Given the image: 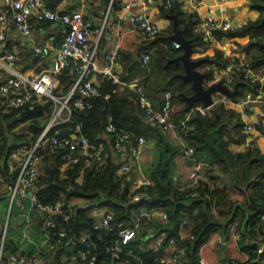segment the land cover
Masks as SVG:
<instances>
[{
    "label": "trees",
    "instance_id": "1",
    "mask_svg": "<svg viewBox=\"0 0 264 264\" xmlns=\"http://www.w3.org/2000/svg\"><path fill=\"white\" fill-rule=\"evenodd\" d=\"M56 0H48L50 6L55 7ZM108 5L110 0H104ZM119 0H114V7H121ZM244 9V6H241ZM249 7L258 11L254 19H249L236 29L228 32L215 31V35L223 42L231 41L233 46H228L230 56L224 55L222 46L218 42L203 40L201 34L194 29L200 20L197 12H185L180 8L179 3L173 4L170 8L161 6V11L167 14H174L177 18V25L185 27L184 35L192 45L190 58L197 59L207 57L197 69L204 73L202 84L208 87L216 81H222L229 88L237 83V91L233 98L237 99L247 91L257 93L260 85L259 80L251 82L244 78V69L233 67L234 80L231 83L226 81L223 74L227 66L236 57L235 61L243 60L247 67L254 72H264V0H249ZM238 17H245V10L237 14ZM256 41H251L252 38ZM169 40L167 36L156 37L152 42L154 50L147 62H143L141 55L148 51L147 47L141 48L137 53L125 50L118 51L117 63L123 69L120 72L122 81L129 83L139 81L143 86L146 95L152 102L154 108L160 107L166 100L167 93L171 94L172 118L175 122L179 135L182 136L194 147L196 155H204L212 162L216 169L207 171V175L214 177L217 171L224 172L230 178V185L236 192L243 196L238 204L231 199L229 192L222 188L209 189L200 185L198 196L186 195L178 190V184L174 179L173 159L178 154L179 148L168 141L165 133L158 124L146 121L143 110L139 103V92L130 84L114 82L105 74L99 73V88L101 94L94 98L91 108H73L72 115L64 126L62 134H70V127L82 126V131L91 141L101 140L102 129H106L111 121L117 128H124L155 140L158 149V158L150 169L151 183L142 186L137 191H132L130 180L127 176H119V159L116 154H110L109 159L100 168L84 167L83 164L65 165L62 153L52 144L47 143L40 150L42 156L40 175L36 192L44 202L54 203L58 200H79L73 212L68 218L64 215L56 216L55 229H67L70 234L79 236L87 233L93 238L97 245L99 263L102 260L111 262L107 248L113 246L119 240L117 232L121 227L130 225L135 218L134 212L140 207L162 208L166 210L168 219L164 221L154 220L150 225L142 224L139 233L133 236L127 243L121 240V259H128L127 264H139L137 255L146 258L145 264L152 263V257L162 254V250L152 251L149 247L152 236L157 231H167V238H179V229L182 221L193 233V238H184L180 244L186 245V254L179 264H198L200 247L215 233L226 235L231 222L238 224L243 222L246 212L247 223L250 230L248 238L243 232L240 245L243 250H248L249 259H254L253 264H264V252L255 253V226L259 220V214L264 210V155L257 147H248L245 150L236 151L231 148V143H241L245 134L241 131L242 120L235 110L225 107L223 104H216L209 112L201 113L196 107L202 105L200 101H194L191 107H187L185 95L192 93L191 83L184 81L178 76L183 72V65L180 60L172 58L181 53V47L172 52L164 50L160 42ZM9 44L6 49H9ZM77 73L72 67H68L60 74V82L55 92L57 94L67 93L73 84ZM110 95L107 97L106 94ZM45 109V117H40ZM52 111V101L46 104L37 102L34 108L26 106L21 122H26L28 130L17 131V126L22 125L19 120L10 123L11 114L3 113L0 110V169L3 174L8 175L9 157L16 151L19 145L24 143L33 144L42 134L47 120ZM189 113L187 119V132L182 133L179 128L180 120ZM34 115L33 118H31ZM159 128H158V127ZM261 131L264 128L258 125ZM162 130V131H160ZM54 130L51 131L52 134ZM49 134V135H50ZM203 157V156H202ZM9 176V175H8ZM201 186H203L201 188ZM246 188V191L242 190ZM135 193H142L146 198L134 199ZM207 193L209 196H207ZM245 194V196H244ZM210 197L220 207H226L229 219L219 220L211 211ZM236 202V203H235ZM106 207L114 212L112 222L113 230H106L97 226L95 211ZM122 223V226H118ZM258 225V224H257ZM259 226V225H258ZM263 229L259 232L261 233ZM103 235L100 239L99 235ZM148 235L149 237H147ZM254 241L250 243L251 238ZM247 240L246 246L242 245ZM5 252H18L10 249L6 241ZM74 253L77 255V264H85L79 254L80 248H89L87 245H75ZM132 248L134 255H128L127 251ZM67 247L55 250L54 255L58 257ZM93 252V250L91 251ZM232 264V262H229Z\"/></svg>",
    "mask_w": 264,
    "mask_h": 264
},
{
    "label": "built area",
    "instance_id": "2",
    "mask_svg": "<svg viewBox=\"0 0 264 264\" xmlns=\"http://www.w3.org/2000/svg\"><path fill=\"white\" fill-rule=\"evenodd\" d=\"M177 1L162 0L161 4L165 8H170ZM113 2L114 0H110L105 17L99 26H95L94 22L87 17L82 8L64 11L50 6L47 0H4L5 8L0 12L1 25L13 22L21 33L29 35L32 32L35 21L39 23V27L41 28H43L45 21H52L60 24V34L63 39L48 68L35 74H26L17 72L14 69L15 63L21 60L20 53L9 49L3 50V42L6 39L7 31L3 28L0 29V66L5 67V70L9 72V75L0 82V110L6 114L18 117L20 115L23 116L24 108L35 100L37 96H46L52 101L51 114L39 138L33 144L24 143L19 145L16 151L10 155L9 176L3 174L0 170V195L3 194L10 198L11 207L17 206L21 209L27 218L28 224L34 219L40 221L44 241L40 247H37L35 254H25L22 252L6 254L8 221H5L0 225V264H36L39 259L47 258L50 251L70 245L78 246L80 244L92 248L90 251H88V248L79 249V254L85 260V264H127L128 259H121V240L123 243H127L133 236L139 233L143 223L150 225L154 220L165 222L168 219L166 210L162 208L140 207L134 212L135 218L130 225L123 226L119 231L112 233L114 236L118 235L119 240L115 241L113 246L107 248L111 262H108L106 259L99 263L100 258L96 252L98 245L87 233L75 236L74 234H70L67 229L54 230L56 216L61 214L65 218H68L75 206H77L78 202L76 200L70 199L67 202L65 200H58L57 202L50 203L42 201L34 191H32V194H29V188L33 190L40 175L43 174L40 150L47 143L52 144L59 150V153L63 154L65 165L80 163L84 167L92 168L102 167L114 150L120 164L117 173L119 176L126 177L135 168L138 170L137 177L130 182L133 193L142 186L151 183V167L148 168L142 165L143 152L147 140L146 136L137 135L135 132L124 128H117L111 121L107 124L106 129H102L101 133L103 135L102 137L99 135L102 138L100 141H91L82 131L81 125L70 127V134H62L64 126L59 127V125L69 121L73 108H91L94 98L101 94L99 84L93 80V75L96 73L108 75L114 82L133 86L139 92V103L143 110L142 116L145 117L146 121L158 124L165 131L177 129L172 118L170 93H167L166 100L160 107L154 108L139 81L129 83L121 80L119 71L115 69V63L118 58V46L110 50L103 64H100L97 60L99 40L103 36H108L109 33L108 23L110 14L114 10ZM140 3L143 5L142 9L132 10L134 6ZM128 10L131 13L127 14ZM199 16L200 20L194 26V29L201 34L203 40L218 42L222 46L224 55L230 56L228 46L232 47L233 43L231 41L223 42L214 32L236 30L245 21L221 18L214 14ZM119 18L120 21L124 19L131 21L136 29L148 39L156 38L161 31L159 24L150 17L148 0H127L122 7ZM170 27L172 28V22ZM94 32L98 35V39L94 37ZM251 41H256V38H252ZM160 45L164 50L169 52L181 46L180 42L176 39L162 40ZM51 46H54V42L38 44L36 45V52L43 54ZM153 50L154 47L142 53L141 58L143 62H147ZM235 59L236 57L233 58L232 62L223 72L228 83L234 80L233 67L237 69L243 68L244 78L250 79L251 82L259 80V72H254L251 68L247 67L246 62L243 60L235 61ZM68 67H72L77 73L75 80L67 93L57 94L55 89L59 83V74ZM109 95V93L106 94L107 97ZM252 99L253 96L249 92L235 99L233 96L217 90L213 93V101L209 106L198 105L196 109L201 113H206L216 104L220 103L227 108L236 105L246 106L248 101ZM245 114V112H241L240 114L244 120V122L242 121V129L248 132L254 125L245 119ZM188 117L189 113L179 121V128L184 135L188 128ZM52 130L54 132L50 134ZM180 140L182 145L179 154L184 158L191 159L192 164L191 178L188 183L178 185V190L185 192L186 195L198 196L200 194L199 188L202 179L205 176L204 169L206 164L195 157L194 147L182 134ZM141 198H146V195L142 193L134 194V199L139 200ZM95 214L98 227L106 230L114 229L112 226L114 212L111 209L106 207L99 208L95 211ZM259 222L264 223V210L259 214ZM118 226H122V223ZM185 230H189V228L186 226L185 221H182L178 240L194 237L190 230L189 232ZM239 230L240 228L237 227V223L234 221L227 237L215 236L213 239L222 243L234 242L240 244L241 236ZM146 236L149 237L148 235ZM99 238L102 239L103 235L100 234ZM213 239L210 238L207 243H210ZM151 240L152 251H163L162 254L152 257L151 264H179L186 254V245L180 244L175 238H167V231L164 229L157 231ZM243 241L242 245L246 246V241ZM255 245L256 254L264 252V228L257 239H255ZM202 246L199 249L198 264H209L201 252ZM92 250L93 252H91ZM127 254L134 255L133 249L130 248ZM137 258L139 264H145V257L137 255ZM255 259H252V261Z\"/></svg>",
    "mask_w": 264,
    "mask_h": 264
},
{
    "label": "crops",
    "instance_id": "3",
    "mask_svg": "<svg viewBox=\"0 0 264 264\" xmlns=\"http://www.w3.org/2000/svg\"><path fill=\"white\" fill-rule=\"evenodd\" d=\"M119 1V4H121L122 6L114 7L113 12H111L110 14L108 23V36H103L99 40V52L97 60L100 64H103V62H105L106 55L112 48L116 46H118V51L125 50L132 53H137L138 50H141V48L144 47H147L148 50L154 47L152 45V42L155 40V38H146L128 19L120 21L119 14L122 11V7L127 0ZM161 2L162 0H148L150 17L152 20L158 23L161 28L158 37L168 36L172 31V28L170 27L172 19L169 16L170 14L161 11ZM55 3L56 6L54 8H59L64 11H72L76 8H82L85 11L87 17L94 22L95 26H99V24L105 17L109 6V4L107 5L104 0H56ZM177 3H179L180 8L183 11L197 12L201 16L205 14H214L220 16L221 18L240 20L237 14L240 12L242 13V11L245 10V17L240 20L244 22L249 19H254L258 15L257 10L251 9L249 7V0H178ZM242 5L244 6V9L241 7ZM4 8V0H0V12ZM140 8H143L142 3L134 6L132 10H138ZM126 13L129 14L131 12L130 10H128ZM112 14L114 15L113 18H111ZM1 28L7 31L6 39L3 42V50H7L6 45L9 44V50H14L20 53L21 60L15 63L14 69L17 72H23L26 74H35L45 68H48L52 63L57 49L61 46L63 39L62 35L60 34V24H56L52 21H45L43 23V28L39 27V23H36L35 21L32 32L29 35L21 33L13 24V22H9L6 25L0 24V29ZM94 37L98 39V35H96V32H94ZM50 42H54V46L48 48L45 53L39 54L36 52V45ZM30 46L34 48V52L31 50ZM115 69L120 73L123 67L121 64L116 62ZM8 75L9 72L5 70V67L0 66V82H2L3 79H5ZM98 77L99 73L94 74L93 80L96 81V83L100 84L98 81ZM58 78L60 82V77ZM259 83L260 85L258 87L257 93L247 91L251 93L253 99L249 100L246 106L236 105L230 106L228 108L235 110L238 114V117L240 118L241 112H245V119L250 121L254 125V127L248 132L244 131L241 127V131L245 134L244 141L241 143H231V148L236 151H243L248 147L255 146L264 155V131H261L258 128V125H261L264 128V72H260ZM49 101L50 99L46 96H37L35 100L28 104V107L33 109L34 105L37 102L46 104ZM45 109L46 108H43V113L40 114V117L43 116L42 118L45 117ZM35 116L38 115H34L31 118ZM13 117L17 116L12 115L9 121L10 123L15 120H21L12 119ZM45 119L48 121V117ZM241 120L244 122L242 118ZM20 123H22V125H18L16 130L19 131L24 129L27 131L28 127L25 124L26 122L20 121ZM165 135L168 141L179 148L180 152L182 143L177 129L167 130ZM108 143L111 144L110 142ZM179 152L173 159V168L174 179L178 185H181L188 183L189 179L191 178L192 160L189 158H184L179 154ZM195 157L206 164L204 169L205 176L202 179V182H204L205 184L204 186L208 187L209 189L217 187L225 189L227 192H229L231 199L238 201L237 203L240 204L243 196L236 192L233 188H231L230 178L228 177V175L221 171H217V174L214 177L207 175V171L210 169H216V166L212 162L207 160L204 155L199 156L195 153ZM157 158L158 149L156 147L155 140L147 137L146 146L143 152L142 165L148 168L152 167ZM137 173L138 170H136L135 168L131 173L127 175V178L130 180V182H132V180L137 177ZM37 188L38 187L35 185L34 192H36ZM242 190L246 191V188L242 187ZM246 195H248L247 191ZM207 196H209L208 193ZM212 198L210 197L211 211L214 214L215 218L219 220L229 219L230 214L227 213L226 207H220V205ZM76 201L78 202L79 200ZM247 215L248 212H246L242 223L238 224L235 221L237 223V227L240 228V236L244 232L246 235V239L248 238L246 232H248L251 228L250 225L246 224ZM5 221H8L7 237L10 244V249L15 248L14 250L25 254H35L37 252V247H40L44 241V234L42 232L40 221L34 219L30 224H28L27 218L22 213L21 209H19L17 206L11 207L10 198L2 194L0 195V225H2ZM233 222H231L230 227L232 226ZM257 224L255 226V230L256 232L258 230V232L256 233V237L254 239H257L260 234L259 231L264 228V223H260L259 220ZM230 227L226 235L215 233L210 238L212 239L213 236L227 237L230 232ZM189 230L185 231L189 232ZM250 238L251 243L254 240L252 237ZM178 242H180V240H178ZM151 245L152 240L149 244V247H151ZM66 247L67 250L62 251L58 257H56L57 254L54 255L55 251H50V254L47 258L39 259L36 264H77V255L73 254L75 247L73 245ZM201 252L208 260L209 264H229V262H232V264H253L254 262V260L252 261V259H249V256H247L249 254L248 250H243L239 243L237 244L234 242L222 243L217 241L216 245L210 246L205 250H203L202 246Z\"/></svg>",
    "mask_w": 264,
    "mask_h": 264
},
{
    "label": "water",
    "instance_id": "4",
    "mask_svg": "<svg viewBox=\"0 0 264 264\" xmlns=\"http://www.w3.org/2000/svg\"><path fill=\"white\" fill-rule=\"evenodd\" d=\"M113 14L111 18H113ZM172 19V32L167 36L168 39H176L181 44V53L172 58L175 61L180 60L183 65V72L178 73L184 81L191 83L192 93L185 95L187 100V107H191L194 101H200L203 106H209L212 103V95L215 91L220 90L230 96H234L237 91V83L234 84L233 88H229L222 81H216L210 84L208 87H204L202 79L204 73L197 69V66L203 61L208 59L207 57H201L197 59L190 58L192 51V45L188 38L185 37V27L180 28L177 25V18L174 14L169 15ZM34 52V48L30 46ZM23 116L13 117L12 119H21Z\"/></svg>",
    "mask_w": 264,
    "mask_h": 264
},
{
    "label": "rangeland",
    "instance_id": "5",
    "mask_svg": "<svg viewBox=\"0 0 264 264\" xmlns=\"http://www.w3.org/2000/svg\"><path fill=\"white\" fill-rule=\"evenodd\" d=\"M20 131V130H19ZM34 189H35V186L33 187V190H32V188L30 189L29 188V194H32V191H34ZM67 202V201H66ZM61 215V214H60ZM214 238V236L212 237V239ZM6 241H7V238H6ZM216 243H217V241L216 240H212L210 243H206V244H204L203 245V250H205L206 248H208V247H210V246H214V245H216Z\"/></svg>",
    "mask_w": 264,
    "mask_h": 264
},
{
    "label": "bare ground",
    "instance_id": "6",
    "mask_svg": "<svg viewBox=\"0 0 264 264\" xmlns=\"http://www.w3.org/2000/svg\"><path fill=\"white\" fill-rule=\"evenodd\" d=\"M240 18V17H239ZM240 20H242V18H240Z\"/></svg>",
    "mask_w": 264,
    "mask_h": 264
}]
</instances>
